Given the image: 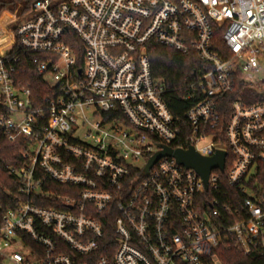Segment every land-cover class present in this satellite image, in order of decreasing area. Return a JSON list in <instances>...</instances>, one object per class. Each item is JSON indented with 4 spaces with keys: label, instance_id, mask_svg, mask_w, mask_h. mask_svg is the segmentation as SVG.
<instances>
[{
    "label": "built area",
    "instance_id": "built-area-1",
    "mask_svg": "<svg viewBox=\"0 0 264 264\" xmlns=\"http://www.w3.org/2000/svg\"><path fill=\"white\" fill-rule=\"evenodd\" d=\"M13 15L0 27L13 38L0 137L20 145L25 164L10 174L28 201L0 210V264H217L230 242L264 253V0H32ZM151 42L202 64L183 129ZM17 44L50 89L40 105L17 77ZM161 146L225 152L224 167L207 187L171 157L146 173ZM222 183L234 197L220 199Z\"/></svg>",
    "mask_w": 264,
    "mask_h": 264
},
{
    "label": "trees",
    "instance_id": "trees-1",
    "mask_svg": "<svg viewBox=\"0 0 264 264\" xmlns=\"http://www.w3.org/2000/svg\"><path fill=\"white\" fill-rule=\"evenodd\" d=\"M31 2L32 0H0V15L7 10L22 16L29 10ZM215 39L219 47L223 48L222 30L216 29ZM71 46L74 49H80L82 44L73 36ZM11 55L20 59L17 69L18 79L30 88L34 104H42L43 99L50 94V89L36 74L33 63L34 57L23 54L18 44ZM148 55L152 64L153 77L166 87V102L174 118L181 119L180 127L183 129V126H186L185 113L199 101L198 97L187 99V88L189 85L196 83L202 64L195 55L183 56L154 42L148 44ZM235 97L237 96L234 93L229 96L227 101L230 102ZM225 122L226 116H223V123ZM186 135H189V130H187V133H183V140L187 137ZM24 164L20 154V145L12 144L5 138L0 137V210L2 211L15 208L20 203L28 201L25 196L19 193L20 188L23 186L22 182L10 174L11 168H21ZM51 185L49 183L50 187ZM45 189H49V187H45ZM50 189L58 193H66L67 191L57 185L52 186ZM222 192L224 195L220 197L221 200L231 199L236 194L226 183H222ZM41 206L45 207L47 204L44 203ZM105 218L107 216H104V219L101 216L100 220L104 223L106 234H109V231L112 230V219L111 224H108ZM214 258L217 264H264V253L255 251L250 255H245L233 242L220 247L215 252ZM211 264L213 263L211 262Z\"/></svg>",
    "mask_w": 264,
    "mask_h": 264
},
{
    "label": "water",
    "instance_id": "water-1",
    "mask_svg": "<svg viewBox=\"0 0 264 264\" xmlns=\"http://www.w3.org/2000/svg\"><path fill=\"white\" fill-rule=\"evenodd\" d=\"M161 151L156 153L149 161L146 168V173L149 172L150 168L162 157L174 158L180 165L185 166L188 169L195 170L205 182H207L209 174L213 168L223 169L224 159L226 156L225 152L218 151L217 154L212 158H203L198 155L195 150L190 147L188 150L172 149L168 146H161Z\"/></svg>",
    "mask_w": 264,
    "mask_h": 264
},
{
    "label": "rangeland",
    "instance_id": "rangeland-1",
    "mask_svg": "<svg viewBox=\"0 0 264 264\" xmlns=\"http://www.w3.org/2000/svg\"><path fill=\"white\" fill-rule=\"evenodd\" d=\"M14 13L11 14V12L9 13L7 10L3 11V13L0 15V27L4 28L5 24L8 21H12L14 18ZM12 29V26L10 25L9 27H7V30L10 31ZM8 31H3L0 30V35L3 34L0 37V45L3 46V49H6L8 47V44L10 43V41L12 40V35L8 32ZM207 142H204V144H206Z\"/></svg>",
    "mask_w": 264,
    "mask_h": 264
},
{
    "label": "bare ground",
    "instance_id": "bare-ground-1",
    "mask_svg": "<svg viewBox=\"0 0 264 264\" xmlns=\"http://www.w3.org/2000/svg\"><path fill=\"white\" fill-rule=\"evenodd\" d=\"M13 43V38L10 41V43L8 44V47L6 49H3V46L0 45V54L3 55L5 53V51L12 45Z\"/></svg>",
    "mask_w": 264,
    "mask_h": 264
},
{
    "label": "crops",
    "instance_id": "crops-1",
    "mask_svg": "<svg viewBox=\"0 0 264 264\" xmlns=\"http://www.w3.org/2000/svg\"><path fill=\"white\" fill-rule=\"evenodd\" d=\"M9 12V11H8ZM10 13V12H9ZM12 14V13H11Z\"/></svg>",
    "mask_w": 264,
    "mask_h": 264
}]
</instances>
